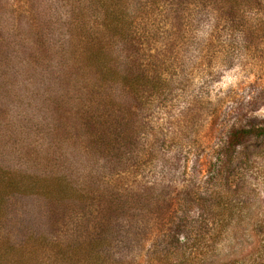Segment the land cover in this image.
I'll use <instances>...</instances> for the list:
<instances>
[{"label": "trees", "instance_id": "obj_1", "mask_svg": "<svg viewBox=\"0 0 264 264\" xmlns=\"http://www.w3.org/2000/svg\"><path fill=\"white\" fill-rule=\"evenodd\" d=\"M191 1L200 12L181 31L179 21ZM263 4L264 0H0V78L9 70L25 76L26 63L34 61L42 75L61 87V98L69 105L75 101L83 114L78 124L70 125L78 129V143L77 134L67 128L59 140L51 137L43 144L33 141L31 148L26 145L34 156L44 150L47 166L54 163L50 182L25 174L30 163L12 147L0 149V264H133L126 259L132 235L147 221L149 210L167 197L160 179L126 180L122 175L127 172L118 169L123 166L119 161L136 154L144 142L142 112L162 85L163 74L172 79L173 67L180 72L210 63L221 48L230 53V60L236 50L243 56L246 50L255 51L264 64ZM20 20L25 22L24 35L36 31L30 43L18 30ZM165 24L169 30L159 37ZM54 30L60 36L56 45L51 43L54 35H48ZM45 35L44 46L33 43ZM21 62L26 65L20 70L16 65ZM42 63L55 68L51 71ZM180 80L179 76L174 87ZM204 108L191 100V117ZM240 118L218 150L222 165L248 144L264 143V116ZM155 151L149 148L145 154L155 159ZM19 162L27 165L23 172ZM140 165L133 156L130 173L137 174ZM158 176L167 178L163 172ZM202 197L210 198L207 193ZM172 230L171 246L177 250L187 237L183 235L180 243L178 228Z\"/></svg>", "mask_w": 264, "mask_h": 264}, {"label": "rangeland", "instance_id": "obj_2", "mask_svg": "<svg viewBox=\"0 0 264 264\" xmlns=\"http://www.w3.org/2000/svg\"><path fill=\"white\" fill-rule=\"evenodd\" d=\"M192 3L179 21L181 31L200 12ZM244 18L253 22L248 16ZM24 23L20 20L18 30L30 43L36 31L24 35ZM166 26L170 27L165 24L158 30L159 37L166 35ZM50 32L49 37L57 33ZM59 38L52 36L51 43L56 45ZM46 40L47 36L39 41L43 44L33 43L44 46ZM233 55L230 60V53L221 48L218 58L210 59V63L182 68L180 72L178 66L173 67L172 79L162 75V85L142 112L140 138L144 142L136 154L125 155L119 161L123 166L118 169L127 172L122 175L126 180L152 183L160 179L167 197L149 210L147 221L132 235L127 246L129 263L264 264V143L248 144L244 150L232 153L223 165L218 152L228 130L240 122V115L264 116V64L258 61L255 51L246 50L243 56L236 50ZM23 64L16 66L21 70ZM26 64L25 76L9 70L0 78V149L12 147L23 156L21 160L30 163L25 174L50 182L54 163L47 166L44 150L34 156L26 145L31 148L33 141L43 144L51 137L59 140L58 135L62 136L67 128L77 134L78 129L70 125L83 114L75 101L69 105L61 98V87L51 76L41 74L38 63ZM42 64L51 71L55 68L53 63ZM179 76L180 85L174 87ZM169 90L172 92L167 94ZM191 100L205 106L195 118L191 117L194 111H189ZM149 148L156 150L155 159L146 156ZM136 155L141 165L133 174L131 165ZM27 165L18 163L22 172ZM162 172L167 178L158 176ZM76 177L81 180L82 175ZM204 193L210 198H203ZM173 228H178L175 234L180 243L185 240L183 235L187 237L177 250L169 237Z\"/></svg>", "mask_w": 264, "mask_h": 264}]
</instances>
